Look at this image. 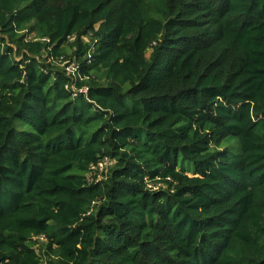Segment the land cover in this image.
I'll return each mask as SVG.
<instances>
[{"label": "trees", "instance_id": "1", "mask_svg": "<svg viewBox=\"0 0 264 264\" xmlns=\"http://www.w3.org/2000/svg\"><path fill=\"white\" fill-rule=\"evenodd\" d=\"M0 264H264V0H0Z\"/></svg>", "mask_w": 264, "mask_h": 264}, {"label": "built area", "instance_id": "2", "mask_svg": "<svg viewBox=\"0 0 264 264\" xmlns=\"http://www.w3.org/2000/svg\"><path fill=\"white\" fill-rule=\"evenodd\" d=\"M65 72L69 74L71 77L76 78L77 76V63L70 61L65 62L63 65ZM87 89L82 90V92L87 93ZM116 165V160L111 159L110 157H105L103 160H101L97 165H93L90 168V171L88 173V178L90 182H101L105 180L108 175L110 174V170ZM149 187H153L152 184L149 185ZM156 189L155 187H153ZM44 240V238H41Z\"/></svg>", "mask_w": 264, "mask_h": 264}, {"label": "rangeland", "instance_id": "3", "mask_svg": "<svg viewBox=\"0 0 264 264\" xmlns=\"http://www.w3.org/2000/svg\"><path fill=\"white\" fill-rule=\"evenodd\" d=\"M68 61H69V60H68ZM68 61H67V62H68ZM64 64H65V63H63V65H64Z\"/></svg>", "mask_w": 264, "mask_h": 264}]
</instances>
